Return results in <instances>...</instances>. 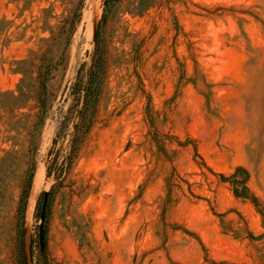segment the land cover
<instances>
[{"label":"rangeland","instance_id":"1","mask_svg":"<svg viewBox=\"0 0 264 264\" xmlns=\"http://www.w3.org/2000/svg\"><path fill=\"white\" fill-rule=\"evenodd\" d=\"M0 264H264V0H0Z\"/></svg>","mask_w":264,"mask_h":264},{"label":"trees","instance_id":"2","mask_svg":"<svg viewBox=\"0 0 264 264\" xmlns=\"http://www.w3.org/2000/svg\"><path fill=\"white\" fill-rule=\"evenodd\" d=\"M71 148L73 149V145L71 146ZM72 152L73 150H70V153L66 156L67 159H69ZM240 171H245V169L242 167H239L236 169L235 173H233L231 176L222 175V178L224 181L231 182L233 186V190L237 196L249 197L253 199L254 201H256L257 197L253 194L251 188L248 185V175H246L243 178H239L237 174ZM49 173H50V170L48 171V174ZM41 246L44 249L45 247L44 241L41 242Z\"/></svg>","mask_w":264,"mask_h":264},{"label":"water","instance_id":"3","mask_svg":"<svg viewBox=\"0 0 264 264\" xmlns=\"http://www.w3.org/2000/svg\"><path fill=\"white\" fill-rule=\"evenodd\" d=\"M39 238L41 242L44 240V226L43 225H41L39 229Z\"/></svg>","mask_w":264,"mask_h":264}]
</instances>
